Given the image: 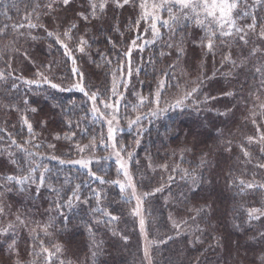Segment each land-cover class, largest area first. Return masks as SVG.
Wrapping results in <instances>:
<instances>
[{"label":"trees","instance_id":"1","mask_svg":"<svg viewBox=\"0 0 264 264\" xmlns=\"http://www.w3.org/2000/svg\"><path fill=\"white\" fill-rule=\"evenodd\" d=\"M37 2L42 5L37 10L40 19L37 21L32 15V23L43 24L49 31L58 32H63L73 23L77 25L69 44L73 49L75 65L71 58L64 55V49L47 36L44 28L27 26L28 21L24 17L32 13ZM49 2L0 0V28L5 29L6 33L0 35V72L5 75V79H0V176L19 174L11 160L19 161L26 154L17 145H22L29 152L39 153L35 159L50 170L46 186L41 187L38 194L34 184L24 185L23 192L14 183L9 185L12 191L3 190L0 199L6 207L5 215L0 216V228L9 222L15 223L17 214L28 220L29 227H35L33 221L47 222L50 217L48 209L59 198L47 184L61 189V197L79 184L81 199L90 198V202L79 203L70 210L63 209L68 217L67 226L59 218L49 229L51 236L41 234L45 246L52 251H55L54 245L62 247L53 264H58L59 260H64L65 264H144L137 218L131 214L133 200L122 194L118 185L102 184L88 175V169L78 164L60 163V160L90 159L92 163L89 167L98 176H103L106 181L121 179L111 142L107 147L99 143V135H107V124L99 116H94L89 99L94 91L99 92L101 99H108L112 72L115 70L118 77H123L119 91L124 95L119 104V124H114L118 128L116 139L125 146L122 152L125 159L128 152L133 154L128 164L137 190L152 191L166 182L169 174L176 177L170 189L165 188L163 192L148 197L143 205L148 240L154 241L151 244L153 264H260V257L264 256V237L260 236L264 232V219L246 223L245 213L239 210L242 203L259 206L258 194L257 197L251 194L237 195V189L229 184L245 169L248 173L246 179L256 172V178L264 180V170L254 167L257 160L264 163L260 159V147L264 145H248L245 139L249 135H259L256 125L251 122L253 119L258 123L264 122V116L260 115L264 110L258 107L264 101V91L259 93L260 101L250 95L259 88L260 77L254 67L264 65V55L250 58L247 67L239 74L225 76L229 68L227 65L220 66L219 55L215 60L211 56L202 57L201 50L189 41L173 71L168 66L177 61V53L175 49L166 47V29H161L165 33L164 39L156 43H145L152 40L151 33L144 32L146 25L141 24L139 31L130 30L134 28L131 21L136 19L138 9L130 5L118 8L110 2L100 19L84 21L78 13L89 15V0H71L68 6L57 3L52 10L43 7ZM253 11L260 21H264V4ZM49 12V15L44 14ZM20 24L24 27H12ZM198 34L196 30L192 38ZM32 36L36 39H32ZM137 36L140 37L137 45L142 46V50L131 45ZM80 37L87 41L84 53L75 50ZM251 39L253 43L243 50L245 55L253 44L264 47V41L255 36ZM130 48L129 57L125 53ZM238 51L234 48V55ZM161 52L165 53L163 57ZM169 52L172 54L167 55ZM201 59H204L202 69ZM129 60L132 69L130 77L127 74ZM73 67L78 69L77 73L72 72ZM165 70L170 74L161 94L159 109L167 110L160 111L155 103V92ZM201 71L211 78L205 79L200 91L185 100L182 106H172L182 98L184 91L190 90ZM38 72L44 73L53 83L60 84L64 90L51 88L37 75ZM213 72H216L214 77ZM80 73L83 74L85 92L89 95L72 87L81 82ZM27 80L41 82L28 84L25 83ZM125 83L128 85L126 89L123 87ZM229 90L234 91L235 96L222 95ZM205 95L217 99L197 107L196 102L202 101ZM141 96L146 98L142 105ZM25 100L28 101L27 105L24 104ZM31 108L37 111L31 112ZM101 110H104L102 105ZM154 110L156 115H152ZM24 116L32 124L34 135L28 132L23 123ZM137 116L140 117L139 122L129 127V120H135ZM72 133L75 135L72 136ZM65 134L72 138L65 140ZM57 135L61 139H55ZM92 136L97 137V146L79 152L76 145L88 144ZM13 139L16 144L11 143ZM49 144L56 147L49 148ZM241 144L252 154V164L241 163L244 159ZM205 153L208 161L202 169L205 183L197 191L189 192L180 175L171 173V168L177 165L180 168H195ZM52 156L58 159H51ZM163 164L169 166L167 172L159 167ZM40 170H37V174ZM93 189L103 193L101 205L118 220L93 223L100 217L99 213L91 211L96 206ZM206 203L212 205L209 214L204 219L197 218L204 231H197L193 226L185 234L176 236L169 216L179 221L190 215V207ZM51 215L55 216L56 213ZM100 218L104 221L110 219ZM237 224L239 228L235 226ZM89 225L92 233L88 230ZM125 236L127 241L123 239ZM168 236L173 239L167 240ZM13 240L16 241L19 259L25 264L35 260V257L28 255L33 244L29 230L18 226L7 234H0V264H13L17 259L15 253L9 250ZM165 240L167 243L161 242ZM92 251L98 254L92 257ZM36 264H41V261H36Z\"/></svg>","mask_w":264,"mask_h":264},{"label":"snow or ice","instance_id":"2","mask_svg":"<svg viewBox=\"0 0 264 264\" xmlns=\"http://www.w3.org/2000/svg\"><path fill=\"white\" fill-rule=\"evenodd\" d=\"M114 4L118 8H123L126 5L132 6L134 9H138V14L135 20L131 21L134 25L133 31H139L141 24L146 25L144 28L145 34L151 33L152 40L145 41V43H156L157 40H163L165 33L161 31V29L167 30L168 41L166 42V47L168 49H175L177 53V61L170 64L168 68L170 70H175L177 64L179 62L180 56H182L185 52V46L190 41L193 45L198 47L201 50L202 57L211 56L213 60L217 55L220 56V66L224 67L228 66L229 71L224 73L225 76H234L239 74L240 71L244 70L248 63L250 62V58L256 57L258 54L264 55V47L259 45H254L249 49L247 55L244 54V48L248 45L252 44V37L255 36L257 39L264 41V21H260L253 11L257 6L264 4V0H89V15H85L83 12L78 13V15L84 21L90 20H98L104 14L105 10L109 6V3ZM57 3H61L63 6H68L71 3V0H50L49 3L44 4L43 7L49 10L53 9V6ZM40 3H35L32 13H29L24 17L25 20L28 21L29 28H37L42 27L46 32L48 37L53 38L56 44H59L64 49V55L68 56L72 59L73 65H75L76 61L73 56V49L69 47V44L73 40L72 32L77 28L75 23L71 24L69 28L64 30L63 32L58 31H49L43 24L32 23L31 17L35 15L37 21L40 19V13L37 11L41 8ZM45 15H49V13H44ZM7 26H5L6 28ZM14 29L24 27L23 24L13 25ZM119 28L117 27V31ZM198 30V35L192 38L193 32ZM5 29L0 28V35H5ZM32 39H36L35 36L31 37ZM191 38V39H190ZM140 39L137 36L135 39L131 41V45L133 47H141L137 45V40ZM87 41L80 37L77 44L75 45V50L80 53L85 52V46ZM239 49V51L234 55L233 49ZM131 48L126 56L130 57ZM169 52L167 55H171ZM160 55L163 57L165 55L164 52H161ZM111 63V61H108ZM204 59L200 61V67L203 68ZM139 70H137L138 72ZM255 73L260 77L259 80V88L254 93H250L255 97V100L260 101L259 93L264 91V65L255 66ZM73 73H77L78 69L73 67ZM128 76L132 75L131 63L129 60L128 65ZM169 71L165 70L162 73V78L158 80L157 89L155 92V103L157 105V110L166 111L167 109H159V103L161 94L166 86V79L169 76ZM38 76L41 77L44 83H47L53 89H60V84L53 83L48 76H45L44 73L38 72ZM81 75V82L74 84L72 87L79 89L81 92H85L84 85L82 83L83 74ZM213 77L216 75V72H213ZM211 77L206 76L203 71H201L200 75L197 77L196 81L193 82V86L190 90H186L183 93L182 98L177 99L175 101L174 107H180L184 104L185 100L191 99L194 94L200 91V88L205 79H210ZM0 79H5V75L3 72H0ZM123 79L122 76L118 77L117 72L114 70L112 72V84L111 88L108 90L110 92V96L108 99H101L99 97V92L94 91L90 95L85 92V95H89V99L92 102L91 111L94 116H99L101 120H104L107 124V135L101 133L99 135V143L104 144L106 147L109 146L108 142L110 141L111 148L113 149V155L116 157V162L119 165L117 169L118 174L122 173V175L126 178L125 181H121L119 179L113 181H106L103 176H98L95 172L91 170L89 165L92 163L90 159H79V160H60V163H72L78 164L82 168L88 169V175L93 177L96 180H99L102 184L111 183L119 186L120 192L122 194H126L131 198L135 199L136 206L132 209L131 214L133 216L139 217V225L140 230L144 234V238L147 241L144 247V256L148 259L149 264H151V248L149 245L154 243V241H149L146 230V220L142 215L143 205L148 197L155 196L157 193L163 192L165 188H171L172 182L175 181V175L169 174L167 176V181L162 182L159 186L155 187L152 191H144L138 192L137 185L133 180V176L129 172L128 169V161L132 158V153H127V159L122 155V152L125 150V146L120 144L116 139V132L118 130L115 125L119 124V104L120 100L124 99V95L119 91L120 81ZM40 80H27L25 83L28 84H39ZM127 83L123 85V87L127 88ZM15 87V85H13ZM179 87V85H176ZM243 87V85L241 86ZM234 91H224L222 93L223 96L233 97L235 96ZM118 97V99L113 100L112 98ZM140 104L142 105L145 101V97H140ZM217 97H210L205 95L202 101H197L196 106L199 107V104H207L209 100H215ZM24 104L27 105L28 101L25 100ZM101 105L103 107V111L101 110ZM258 107L264 110V101H261ZM230 110V109H229ZM31 112H36V108H31ZM225 113H221L223 115ZM152 115H156V110L152 112ZM256 113L253 112V116ZM260 115L264 116V111L260 113ZM23 123L27 126L28 132L33 133L32 124L29 122L27 116L22 117ZM140 117L137 116L135 120H129V127L133 124L138 123ZM253 125H256V132L259 134L258 136L249 135L245 139L248 145L257 144L264 145V131H262V127H264V122L258 123L256 119L252 121ZM69 127H71V122H69ZM87 132V129H84ZM34 135V133H33ZM75 133H72L74 136ZM65 140H69L72 137L65 134L63 137ZM55 139L59 140L61 137L57 135ZM12 144H16V141L13 139ZM231 144V141L228 142ZM136 144H139V140L136 141ZM97 146V137L92 136L91 140L88 144L80 145L77 144L76 148L79 152L83 153L86 150H91ZM20 148L21 152L26 155L21 157L18 161L16 159H12L11 163L17 166V171L19 174H11L0 176V197L3 196V190L12 191V188L9 187L11 184H15L19 187L21 192L25 191L24 185L34 184L36 186V192L39 193L41 187L46 186L47 182V173L50 171L46 165L42 163H38L35 157L39 155V153L29 152L27 148H24L22 145H17ZM35 147H39V145H35ZM49 148H55V144H49ZM241 152L243 154L244 159L241 163L247 165L252 164V154L248 151L244 144L240 145ZM231 151L230 148L227 149ZM261 157L260 159L264 160V146L260 147ZM12 155L11 153L9 154ZM31 157V159H29ZM207 154H203L200 158L199 164L196 165L195 168H180L179 165L171 168V173H178L180 175V179L185 182V185L188 188L189 192H195L199 189V187L205 183V177L203 175L202 169H204L208 161L206 159ZM51 159H58L56 156L50 157ZM108 157H104L107 159ZM181 159H183V155H181ZM151 168V164H149ZM161 169L164 171H168L169 166L167 164L159 165ZM254 167L258 170H264V163L257 160L254 164ZM41 169L38 174L37 170ZM247 170L241 174L240 176H236L235 178L230 180V187H235L237 189V195L244 196L251 194L254 197H257L259 206H255V204L249 206L247 204H241L240 209L246 215V223H251L252 221H259L264 219V180H258L257 173H251V178L246 179ZM51 191L55 192L59 197L55 201H53V206L48 209L50 214L49 220L47 222H39L33 221L35 223V227H29L28 220L26 218H22L20 214L15 216V223L9 222L7 226L4 228H0V234H7L10 230H14L16 227L21 226L28 228L29 233L32 237L33 244L31 250L28 252L29 256L35 257V260L28 261L27 264H36V261H41V264H53L54 258H57V253L62 251V247L60 245H54L55 251H52L49 247L45 246L44 237L51 236L52 233L49 229L54 227L55 221L59 218H62V221L65 223V227L67 226L68 217L63 211V209H72L75 206H78L79 203L88 204L90 202L89 199H81L80 187L81 185L77 184L71 189L68 190V194L65 196H60L61 189H57L52 187L51 184H47ZM130 190V191H127ZM94 193L96 206H94L91 211L93 213H99L100 217H109V221H104L100 217H97L93 223H108L110 221L118 220L117 216L112 215L105 207L101 205L103 199V193L101 191H97L95 189L92 190ZM183 195V193H181ZM167 203V200H166ZM5 207L2 199H0V216L5 215ZM212 205L210 203L202 204L198 207H190L188 212L190 215L187 218H182L179 221L173 219L170 215L169 220L172 222V228L176 232V236H180L185 234L188 229L195 226L197 231L203 232L204 229L200 227L197 218L204 219L211 210ZM55 212L56 215L52 216L51 213ZM191 221L192 223H189ZM239 228V225H235ZM88 230L92 233L91 225L88 226ZM113 234H116L115 232ZM260 236L264 237V232L260 233ZM125 241H127V237H123ZM172 236H168L167 240H172ZM167 240L161 241L162 243H167ZM197 241H199V237H197ZM16 241L13 240L9 245V250L14 252L17 256V259L13 261V264H25V261L19 259V253L15 249ZM98 247V245H97ZM91 250V249H90ZM92 257H95L98 253L96 251H92ZM58 264H65L64 260H59ZM260 264H264V256L260 257Z\"/></svg>","mask_w":264,"mask_h":264},{"label":"rangeland","instance_id":"3","mask_svg":"<svg viewBox=\"0 0 264 264\" xmlns=\"http://www.w3.org/2000/svg\"><path fill=\"white\" fill-rule=\"evenodd\" d=\"M114 127H115V125H114ZM113 152V151H112ZM114 156V155H113ZM115 157V156H114ZM115 160H116V157H115ZM117 166H118V168H119V165L117 164ZM128 169H129V164H128ZM129 172H130V169H129ZM125 177L122 175V173H121V181H125ZM127 191H130V190H127ZM139 192V191H138ZM127 196V195H126ZM127 198L128 199H130V200H133V203H134V207L136 206V201H135V199H133V198H131L130 196H127ZM142 215L144 216V209L142 210ZM137 218V223H138V229H139V233H140V239H141V247H142V256H143V261H144V264H149V261H148V259H146L145 258V256H144V247H145V245H146V243H147V241L145 240V238H144V234L141 232V230H140V225H139V217H136ZM145 218V217H144ZM149 247L151 248V245H149ZM151 264H153V262H152V256H151Z\"/></svg>","mask_w":264,"mask_h":264}]
</instances>
